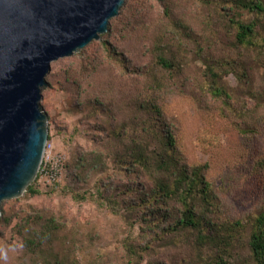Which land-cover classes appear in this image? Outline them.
I'll use <instances>...</instances> for the list:
<instances>
[{"label":"rangeland","instance_id":"374dc122","mask_svg":"<svg viewBox=\"0 0 264 264\" xmlns=\"http://www.w3.org/2000/svg\"><path fill=\"white\" fill-rule=\"evenodd\" d=\"M230 17L211 1L133 0L129 15L114 34L54 61L41 105L49 118V141L55 151L65 153L67 171L55 185L38 180L39 195L25 192L5 200L7 214L12 217L18 210L54 215L66 226L63 234L68 231L71 244H76L70 252L81 264L83 257L95 264H178L183 255L191 258L187 246L160 244L135 259L122 243L143 233L138 225L133 229L128 225L135 211L127 208L139 194L127 186L136 187L139 181L132 182L125 174L116 154L127 148L137 132L149 135L158 127L170 126L182 161L208 165L206 177L225 217L255 215L264 204V54L259 62L257 52L237 44L235 26L228 25ZM175 23L187 25L194 34L186 48L179 49L172 41L176 34L184 37ZM163 31V42L173 48L168 57L180 51L188 61L182 74L173 72L177 77L157 63V40ZM206 61L230 63L228 69H223L226 63L219 64L220 84L230 99L208 89ZM157 77L166 84L155 87ZM114 130L119 137L109 134ZM155 147L151 140L150 149ZM93 151L107 156L104 164L97 170L76 169L79 158ZM101 181L107 186H102L106 189L102 202L97 193ZM76 192L86 193V199L74 198ZM111 201L120 214L108 207ZM17 221L0 226V252L7 251L0 264H33L16 231ZM243 246L247 254L248 245Z\"/></svg>","mask_w":264,"mask_h":264},{"label":"trees","instance_id":"16d2710c","mask_svg":"<svg viewBox=\"0 0 264 264\" xmlns=\"http://www.w3.org/2000/svg\"><path fill=\"white\" fill-rule=\"evenodd\" d=\"M204 1L221 5L226 17H230V11L233 12L228 25L235 26L237 44L257 52L256 60L261 62V53L264 54V0ZM132 5L133 0H126L119 15L111 19L108 33L103 36L108 38L116 32L119 24H123V20L129 15ZM129 25L127 22L124 26L127 28ZM175 28L181 30L184 37L176 34L172 38L173 43L179 49L186 48L189 43L187 39H193L194 34L183 23H175ZM165 35L163 31L157 40V63L162 70L171 73L172 77H177L173 72L182 74L181 70L188 66V61L186 56H180V51L168 57L173 48L168 41L163 42ZM224 63L227 65L223 66V69H228L229 62L220 61L214 65L206 61L204 71L210 79L208 89L214 95L230 99L231 94L220 84L219 64ZM163 84L166 83L157 77L155 87H161ZM137 128L135 131H138ZM127 132L128 128H125L123 133ZM109 134L112 137L120 136L118 130L110 131ZM135 135L137 137L130 141L127 148L121 154H116L115 160L132 182L139 181L136 187L127 186L129 191L134 190L139 194L133 206L127 208L135 211L132 221L128 220V225L130 229L138 225L143 234L122 240L126 252L134 254L137 259L140 252L154 250L160 244H173L180 248L187 246L192 250V257L188 259L183 255V260L178 264H264V204L255 215L247 218L225 217L219 208V198L214 186L206 177L205 170L208 165L190 166L182 161L177 138L170 126L166 129L158 127L154 129L153 134L141 136L137 132ZM151 140L156 145L152 150ZM104 157L107 156L103 152H90L79 158L75 168L82 166L97 170L104 164ZM67 167L66 163L65 173ZM37 183L38 178L27 188L26 193L31 196L39 195L41 191ZM97 184L98 200L102 202L106 190H103L102 186H107L104 181ZM74 198L85 200L86 193L76 192ZM5 203H2L0 226L11 224L13 219H18L16 231L23 239L25 255H28L33 264H81L80 259L72 256L70 252L73 243L68 239V231L63 234L67 230L66 226L54 215L45 216L40 212L16 210L11 217L4 209ZM108 207L117 214L121 212L112 201ZM146 238L148 241L144 242ZM244 244L248 245L247 254L242 250L246 247ZM81 259L82 264H95L88 257ZM148 264L166 263L150 261Z\"/></svg>","mask_w":264,"mask_h":264},{"label":"water","instance_id":"95a60500","mask_svg":"<svg viewBox=\"0 0 264 264\" xmlns=\"http://www.w3.org/2000/svg\"><path fill=\"white\" fill-rule=\"evenodd\" d=\"M126 0H0V217L37 179L49 141L41 100L54 61L109 31Z\"/></svg>","mask_w":264,"mask_h":264},{"label":"built area","instance_id":"2783aa9c","mask_svg":"<svg viewBox=\"0 0 264 264\" xmlns=\"http://www.w3.org/2000/svg\"><path fill=\"white\" fill-rule=\"evenodd\" d=\"M66 155L55 151L53 143L48 141L47 149L38 180L46 186L55 185L60 182L66 165Z\"/></svg>","mask_w":264,"mask_h":264},{"label":"clouds","instance_id":"9594fccd","mask_svg":"<svg viewBox=\"0 0 264 264\" xmlns=\"http://www.w3.org/2000/svg\"><path fill=\"white\" fill-rule=\"evenodd\" d=\"M0 257L7 259V251L0 252Z\"/></svg>","mask_w":264,"mask_h":264}]
</instances>
